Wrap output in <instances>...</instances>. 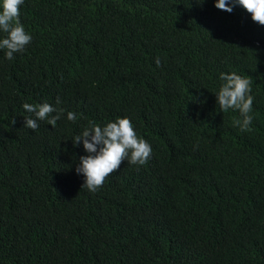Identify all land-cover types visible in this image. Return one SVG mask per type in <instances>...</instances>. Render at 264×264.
Instances as JSON below:
<instances>
[{
	"label": "trees",
	"instance_id": "obj_1",
	"mask_svg": "<svg viewBox=\"0 0 264 264\" xmlns=\"http://www.w3.org/2000/svg\"><path fill=\"white\" fill-rule=\"evenodd\" d=\"M216 2L24 0L31 43L0 49V264H264V26ZM233 71L252 78L244 131L216 104ZM24 103L66 111L31 130ZM118 117L150 158L90 192L72 140Z\"/></svg>",
	"mask_w": 264,
	"mask_h": 264
},
{
	"label": "clouds",
	"instance_id": "obj_2",
	"mask_svg": "<svg viewBox=\"0 0 264 264\" xmlns=\"http://www.w3.org/2000/svg\"><path fill=\"white\" fill-rule=\"evenodd\" d=\"M23 2L24 0L0 2V31L6 34L0 38V49L6 50L5 55L8 60L14 59V54L22 53L32 40L19 19V8ZM235 4L242 6L250 13L254 22L264 26V0H217L215 7L231 13L233 7L230 5ZM156 62L159 65L158 59ZM219 80L221 83L215 94L216 104L222 112H227L229 109L238 111L242 119L234 123L240 127L241 131L248 129L253 120L249 114L254 102V96L250 94L252 78L238 75L233 71L221 73ZM56 103L57 105L61 103L59 98ZM22 107L29 114L24 117V127L31 130L39 127L38 121L46 119L49 125L55 127L66 111L48 103H24ZM78 118L77 113L67 112L69 121L75 122ZM11 123L14 125L16 120ZM72 142L74 146L82 143L84 151L88 153L79 157L75 171L77 175H83L82 188L90 192L97 191L104 184L105 178L119 169L122 161L126 160L129 164L142 166L152 152L151 145L137 135L133 124L126 117H118L104 126L90 121Z\"/></svg>",
	"mask_w": 264,
	"mask_h": 264
}]
</instances>
